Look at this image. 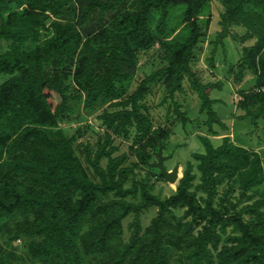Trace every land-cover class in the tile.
<instances>
[{"label": "trees", "instance_id": "trees-1", "mask_svg": "<svg viewBox=\"0 0 264 264\" xmlns=\"http://www.w3.org/2000/svg\"><path fill=\"white\" fill-rule=\"evenodd\" d=\"M222 2V30L215 47L230 36L231 25L246 29L241 41L255 42L244 48L235 77L237 86L248 75L257 78L255 91L239 89L243 96L236 104L242 112L237 118L250 120L252 135L264 119V58H258L264 54V0ZM129 4L134 10H125ZM175 7H184L188 36L162 43L165 66L124 96L121 86L135 77L137 56L156 44L151 28L155 14L160 13L162 30ZM203 7L204 0H0V42H8L0 51V235L7 239L6 244L0 240V264H22L13 261L14 254L6 248L17 241L23 242L32 264H175L174 250L180 264H264L260 152L229 135L218 145L208 135L199 136L205 152H193L192 157L200 184L194 186L197 175L191 162L167 198L152 191L148 178H135L136 169L148 164L169 138V129L154 125L151 109L143 102L153 92L152 84L162 81L176 115L183 124L189 121L174 97L183 91L203 36ZM111 21L116 25L109 27ZM47 28L56 37L30 49L19 43ZM192 75L209 135L217 136L215 126L229 128L211 97L222 84L204 83L198 73ZM69 76L86 94L84 99L68 93ZM70 98L84 100L86 110L108 105L96 117L106 136L94 152L86 146L84 161L76 154L74 136L57 137L49 129L70 112ZM113 136L132 142L136 162L126 165L127 154L114 156ZM104 158L106 166L101 164ZM226 181V195L215 204L218 187ZM237 188L239 200L255 198L243 209L251 215L249 222L228 198ZM154 206L158 214L143 229L140 216ZM179 207L190 219L176 218L174 209ZM130 215L134 220L125 241L124 220Z\"/></svg>", "mask_w": 264, "mask_h": 264}, {"label": "rangeland", "instance_id": "rangeland-1", "mask_svg": "<svg viewBox=\"0 0 264 264\" xmlns=\"http://www.w3.org/2000/svg\"><path fill=\"white\" fill-rule=\"evenodd\" d=\"M132 4V3H130ZM130 4L127 5L125 10H134L130 8ZM224 12V6L222 0H204V7L199 14V23L202 28L203 36L200 38L195 50L193 60L191 62V71L185 75L183 80L184 88L182 92L176 93L174 99L182 104V110L187 111L189 121L183 124L179 117L176 115L171 98L167 97L163 82L158 81L152 84L153 92L147 96L143 102L151 109L153 122L155 126H165L169 129V138L164 145V155L170 156L165 164L168 170H172L177 164L180 165V177L184 174L187 164L191 162L194 166V173L197 175V179L194 182V186L201 183L200 172L197 170V161L192 157L193 152H205V146L202 143L199 136L209 135L208 127L205 125L204 113L200 112V103L194 93L192 74L198 73V78L204 82H221L222 87L220 89H214L211 96L218 97L220 101L214 105V109L217 114L222 118L224 122L229 124L228 130H221L219 127V134L221 136L214 137V143L218 145L221 142V138L225 135L231 136L235 143L245 146L251 150L258 151L262 155V162L264 166V119H261V128L249 135L248 132L253 129L250 125V120H234L231 122V116L236 111L235 104L239 103L242 96L239 92V87L236 85L235 77L240 72L238 60L245 55L244 48L246 46L253 45L254 41L243 42L240 37L244 35L246 29L243 25H231L230 36L215 47L214 42L217 40L218 33L222 30L220 25L221 14ZM160 13L157 12L154 17V21L151 25L153 33L156 38L155 46L148 50L143 51L137 56V70L135 77L121 86L123 95L131 93L137 86V84L147 75L153 71L165 66L166 62L163 61L162 56L164 49L162 43L164 42H177L184 40L190 29L187 22L184 19V7H175L170 12L165 27L158 28ZM116 25V21H111L109 27ZM49 37H56L52 28L37 30L31 32L26 39L19 40V43L25 46L27 49L32 48L36 44L43 43ZM219 42V41H218ZM0 51L7 49L8 42L1 41ZM258 58H264V54ZM214 63V66L212 65ZM234 66V67H233ZM261 74V67L256 68ZM249 76V75H248ZM247 81L242 83L243 91H255L256 89V76L250 75ZM5 77L4 79H6ZM69 85L68 93L72 96L82 95L84 99L86 94L81 91L74 82L73 76H69L65 82ZM242 91V92H243ZM167 97V99H165ZM107 104H99L93 110H86L84 107V100H78L76 98H70L69 107L70 112L65 113L59 123L58 127H50L49 129L57 135L75 137L74 147L76 154L84 161L87 153L86 146L91 152H94L99 144V140H104L106 132L104 128L100 127V123L96 117L101 114L106 108ZM232 123V124H231ZM233 125V126H232ZM262 132V134H261ZM132 142L125 140L118 136H113L112 145L117 147L114 152V156L121 154H127L128 158L126 165H132L136 162L134 152L130 149ZM159 147L155 152H157ZM107 158L102 159V166H106ZM158 158L155 153L150 157L148 164L136 169L135 178L142 179L148 178L153 185V192L161 198H167L172 195L176 189L179 180L176 183H170L161 177V171L159 168L154 167L152 164L157 162ZM86 163V162H85ZM264 169V168H263ZM230 183L226 181L223 185L218 187V195L215 200V204H219L222 198L226 195V190ZM264 188V183L261 186ZM198 196H206L203 192H198ZM232 202H237V210L242 211V217L246 222L251 220V215L245 212L243 209L248 204H251L255 198H241L240 189H235L228 197ZM185 209L182 207L174 209L176 218H182V220H188L190 217L184 218ZM158 214L157 207H152L141 214V222L143 229L151 225L152 219ZM134 220V215H130L124 220L125 241L130 236V223ZM176 222H179L176 220ZM182 226H177L176 229H182ZM232 227L228 228L230 232ZM199 228L194 230L193 234H197ZM0 240L3 244H6V236L0 235ZM14 254L13 261H19L22 264H32L27 258L26 250L22 241L13 243L11 247H6ZM173 260L175 264H180L177 261V251L174 250Z\"/></svg>", "mask_w": 264, "mask_h": 264}, {"label": "water", "instance_id": "water-1", "mask_svg": "<svg viewBox=\"0 0 264 264\" xmlns=\"http://www.w3.org/2000/svg\"><path fill=\"white\" fill-rule=\"evenodd\" d=\"M158 161L152 165L156 168H159L161 175L170 183H176L180 178V165L177 164L172 170H168L165 161L169 159L170 156L164 155V146L161 144L158 151L155 153Z\"/></svg>", "mask_w": 264, "mask_h": 264}, {"label": "crops", "instance_id": "crops-1", "mask_svg": "<svg viewBox=\"0 0 264 264\" xmlns=\"http://www.w3.org/2000/svg\"><path fill=\"white\" fill-rule=\"evenodd\" d=\"M245 81H247V78L242 82V83H244ZM239 84L238 85V89H240V88H242L243 86V84ZM212 97V96H211ZM213 98V97H212ZM214 100H216V102L213 104V108H214V105L215 104H217L219 101H220V99L218 98V97H214L213 98ZM235 106H236V111L233 113V115L231 116V122H233L234 120H240L241 121V119H238L237 118V116L238 115H240V114H242V112L238 109V107H237V105L235 104ZM215 110V109H214ZM244 120H247V119H244ZM227 124V123H226ZM232 124V123H231ZM228 126H229V124H227ZM233 126V125H232ZM250 127H251V125H249ZM261 126H262V123H261ZM218 127V126H217ZM217 127L215 126L214 127V129L216 130V131H218L219 132V130L217 129ZM230 127V126H229ZM261 134H262V132H261ZM208 136H210L211 138H212V140L214 141V137L216 138V137H218V136H221L220 134L219 135H217V136H213V135H208Z\"/></svg>", "mask_w": 264, "mask_h": 264}, {"label": "bare ground", "instance_id": "bare-ground-1", "mask_svg": "<svg viewBox=\"0 0 264 264\" xmlns=\"http://www.w3.org/2000/svg\"><path fill=\"white\" fill-rule=\"evenodd\" d=\"M180 175V174H179ZM173 184V183H172Z\"/></svg>", "mask_w": 264, "mask_h": 264}]
</instances>
